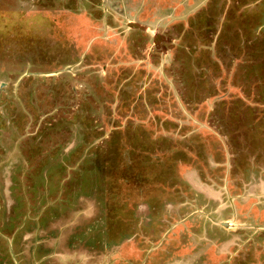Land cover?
<instances>
[{"label":"rangeland","instance_id":"1","mask_svg":"<svg viewBox=\"0 0 264 264\" xmlns=\"http://www.w3.org/2000/svg\"><path fill=\"white\" fill-rule=\"evenodd\" d=\"M27 1L33 34L0 32V263L25 264L33 223L38 264H264V0ZM21 182L50 200L7 227L2 188Z\"/></svg>","mask_w":264,"mask_h":264},{"label":"flooded vegetation","instance_id":"2","mask_svg":"<svg viewBox=\"0 0 264 264\" xmlns=\"http://www.w3.org/2000/svg\"><path fill=\"white\" fill-rule=\"evenodd\" d=\"M29 7H32V4L29 1H27V0H17V9L15 8V10H16L15 12L9 11V10H6V11L1 12V15H0V25H3V27H0V32H5V34L7 36H11V38H14V39H18L17 36L19 37L21 34H27V35L31 34L32 35L33 33H31L30 30L34 27V24H29L30 26H27V24L24 21H20L19 22V20H18L19 17L17 15V13L19 11H22V10H25V12L31 11V10H29L30 9ZM5 8H3V9H5ZM6 9H10V7L9 8H6ZM37 14H39V11H37L35 13V15L32 14L31 16H34V19H35ZM226 22H228V19H227ZM39 23L42 24V22H39ZM231 25H232V23H231ZM249 28L246 29V33H247V30L249 31ZM171 59H172V56H171ZM0 74H2V72H0ZM5 74L6 73L3 74V77H4L3 79L6 80L7 78H6ZM239 121L241 122V125L236 130L237 133H238V137L239 138H241V137L244 138L245 135H247L248 133H249V135H251L253 132H255V136L259 134L258 133V131H259V128L258 127L259 126L261 127V125L258 126V124H256V123L249 122V121H246V120L243 121L241 119ZM255 143L257 145L253 149L260 150L262 147H264V137H263V135L260 134L259 138L257 140H255ZM34 148L35 147L33 146L30 149H34ZM34 150H36V149H34ZM245 157H247V156H245ZM248 159H249V162H245V169L247 168V166H248L249 163H250V166L251 165H254V166L256 165V163L253 161V160H255L254 155H251L250 158H248ZM125 163L126 162L124 161L123 164H125ZM128 164H129V162H128ZM126 166L127 165L125 164V167ZM250 172H252V171H250ZM259 172H260V177H261L259 182L261 184L260 185H256V186H259V189L260 190H263V192H264V173L262 171H259ZM256 173L257 172L255 171V174ZM46 183H47V181H46ZM20 185H23L22 182L19 183V185H12L11 186V189L12 190H10V185L3 186V188H2L3 198H4L5 202H6V205H5V207H6L5 208L6 209V213H4L3 219H4V221H6L5 222V225L7 224L6 225L7 227L12 226L15 217L17 218V216L20 215V212L22 210L26 209L28 203L32 206V203L31 202L32 201H35L37 203L36 200H38L39 204H42V207H43L45 205V202L47 200H50V199H48V196H49L48 193H50L49 190H48L49 192L46 189H42V188H40V189L38 188L39 190H36V188H34V186H31V185H23L21 187H20ZM16 186H17V188H16ZM92 189L94 190V188H91L90 193H86V192L85 193L84 192L83 193H80L81 197H80V195H79V197L77 196L78 197V203L75 202V197L76 196H74V198H72V197L63 198L61 196V200H60L61 201V204H60L59 207H57V212L59 214H56L57 215L56 218H59V219L57 221H54L53 222V217L48 218L49 225H51L52 223H56L51 228H54L55 229L57 225L61 224V218L63 220H68L71 216H73L74 215V213H73L74 212V206L75 207L78 206L79 208H84V207L89 206L91 204V201H93L94 199H96V200H102L101 196L98 195L99 191H97L96 189H95V191H93ZM143 190L144 189L139 190L140 191V195H142V198H143ZM15 191H17V192L14 193ZM120 191L117 193V195H115L116 197L114 196L118 200L116 202V204L121 202L122 204L125 205L126 204L125 203L126 201H124V199L125 200H128V201H131L132 198L134 197V195H136V193H137V195L139 194L138 192L133 193L134 191H136V189L132 193H129V192L128 193H125V189H121ZM22 193H23V195H22ZM35 198H36V200H32V199H35ZM136 204L137 203H135V205ZM35 205L38 206L37 204H35ZM107 205H110V204H107ZM115 205L112 206V207H109V206L106 207L105 210H104V212L107 214V209H110L111 212H113L115 210V208H116ZM166 207H168V210H171L172 209L171 208L172 206H170V205H168ZM12 209H15L16 210V212L14 214L11 212V211H13ZM42 210H44V208ZM141 212H142V209H141ZM145 212L146 211H144V213ZM68 214H70V215H68ZM42 217H43V215H42ZM107 217H109L108 214H107ZM21 229H23V230L25 229L22 222L16 228V230L14 232H11V236L10 237H12V238L15 237V233L19 232ZM30 230H32V231H30ZM44 230L45 229H41V228L38 229V226L37 225L35 226L33 223H31V226H30L29 230L25 229L24 231H22L21 236H20V242H21V245H22V250L21 251L23 252V254H22L23 255V258H22V260L24 261L25 264H38V260H35L33 262L34 257L31 254V249L33 248L32 247L33 246V244H32V241L33 240L32 239H33V236L34 235L32 237H29V236L32 235V234H35V236H37L36 237L37 244H40L41 243L40 245L43 246V244H42L43 241L41 242L40 238H44V235L45 234L43 232L46 231V230L45 231ZM36 231H38V232L35 233ZM1 243H2V240L0 239V245H1ZM104 245H105V250H107V246L110 245V244L105 243ZM86 246L87 245H82L81 248L84 249ZM8 251L11 252L10 251V244H9V249L7 251H4V250L1 251V247H0V255L7 254V253H9ZM42 256L44 257L45 254L42 255ZM48 258L50 259V257H48ZM95 262H96V260H95ZM60 263L62 264V258H61V261H59V264ZM85 264H87V263H85Z\"/></svg>","mask_w":264,"mask_h":264},{"label":"water","instance_id":"3","mask_svg":"<svg viewBox=\"0 0 264 264\" xmlns=\"http://www.w3.org/2000/svg\"><path fill=\"white\" fill-rule=\"evenodd\" d=\"M69 69V68H68ZM67 69V70H68ZM222 224L225 226V227H231V225H232V222H231V224L228 222V221H226V222H222Z\"/></svg>","mask_w":264,"mask_h":264},{"label":"trees","instance_id":"4","mask_svg":"<svg viewBox=\"0 0 264 264\" xmlns=\"http://www.w3.org/2000/svg\"><path fill=\"white\" fill-rule=\"evenodd\" d=\"M57 19H58V17H57ZM55 21H57L56 19H54ZM59 20V19H58ZM61 22V21H60ZM58 24V23H57ZM88 24H90V23H88ZM58 26H59V24H58ZM92 28H94L93 26H91ZM95 32V31H94ZM89 35H93V34H91V33H89Z\"/></svg>","mask_w":264,"mask_h":264},{"label":"crops","instance_id":"5","mask_svg":"<svg viewBox=\"0 0 264 264\" xmlns=\"http://www.w3.org/2000/svg\"><path fill=\"white\" fill-rule=\"evenodd\" d=\"M229 221H230V220H229ZM229 221H228V222H229ZM222 222H223V221H220V223H222ZM233 222H236V221H232V223H233ZM229 223L231 224V222H229ZM233 226L235 227V224H234Z\"/></svg>","mask_w":264,"mask_h":264},{"label":"bare ground","instance_id":"6","mask_svg":"<svg viewBox=\"0 0 264 264\" xmlns=\"http://www.w3.org/2000/svg\"><path fill=\"white\" fill-rule=\"evenodd\" d=\"M235 223V222H234ZM234 223H232V225H234Z\"/></svg>","mask_w":264,"mask_h":264}]
</instances>
